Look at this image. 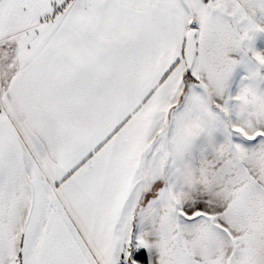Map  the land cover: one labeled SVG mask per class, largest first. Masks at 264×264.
I'll return each instance as SVG.
<instances>
[{
  "label": "snow or ice",
  "instance_id": "6c2138e0",
  "mask_svg": "<svg viewBox=\"0 0 264 264\" xmlns=\"http://www.w3.org/2000/svg\"><path fill=\"white\" fill-rule=\"evenodd\" d=\"M261 21L0 0V264H264Z\"/></svg>",
  "mask_w": 264,
  "mask_h": 264
},
{
  "label": "rangeland",
  "instance_id": "374dc122",
  "mask_svg": "<svg viewBox=\"0 0 264 264\" xmlns=\"http://www.w3.org/2000/svg\"><path fill=\"white\" fill-rule=\"evenodd\" d=\"M256 47L258 49H264V34H261L260 36L257 37L256 40ZM244 74V69L242 67L237 68V76H234L233 82L231 80V88L230 91L235 94L237 91V86L240 83V77Z\"/></svg>",
  "mask_w": 264,
  "mask_h": 264
},
{
  "label": "crops",
  "instance_id": "0c3cea01",
  "mask_svg": "<svg viewBox=\"0 0 264 264\" xmlns=\"http://www.w3.org/2000/svg\"><path fill=\"white\" fill-rule=\"evenodd\" d=\"M261 23H264V21H261ZM234 76H237V69L233 72V75H232V77H231V80H232V82H233V78H234ZM232 84H231V81H230V86H231ZM231 88V87H230Z\"/></svg>",
  "mask_w": 264,
  "mask_h": 264
}]
</instances>
